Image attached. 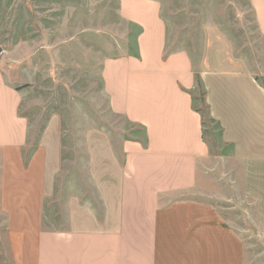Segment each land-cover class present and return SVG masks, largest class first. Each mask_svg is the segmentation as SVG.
I'll use <instances>...</instances> for the list:
<instances>
[{
  "label": "crops",
  "instance_id": "0c3cea01",
  "mask_svg": "<svg viewBox=\"0 0 264 264\" xmlns=\"http://www.w3.org/2000/svg\"><path fill=\"white\" fill-rule=\"evenodd\" d=\"M120 11L140 28L137 51L103 62L104 91L144 136L85 141L93 197L56 192L60 140L33 132L0 67V264H264V60L255 69L216 25L201 44L169 50L157 0H121ZM257 24L264 37V10ZM198 85L242 165L238 225L234 206L211 201Z\"/></svg>",
  "mask_w": 264,
  "mask_h": 264
},
{
  "label": "rangeland",
  "instance_id": "374dc122",
  "mask_svg": "<svg viewBox=\"0 0 264 264\" xmlns=\"http://www.w3.org/2000/svg\"><path fill=\"white\" fill-rule=\"evenodd\" d=\"M157 1L169 31V50L201 44L203 30L216 25L255 69L263 63L264 37L257 14L264 10V0ZM120 9L121 0H0V67L24 93L21 112L33 124V132L41 135L50 127L60 140V195L95 194L88 172L93 149L86 147V140L108 139L113 145L144 136L141 127L110 109L104 91L103 62L137 51L140 28L125 20ZM193 96L211 152L207 170L215 178L212 189L218 195L211 201L234 206L227 218L238 225L242 165L229 159L232 149L210 116L200 85Z\"/></svg>",
  "mask_w": 264,
  "mask_h": 264
}]
</instances>
